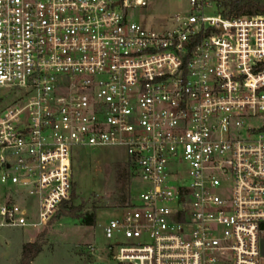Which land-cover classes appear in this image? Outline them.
Masks as SVG:
<instances>
[{
	"label": "built area",
	"instance_id": "built-area-1",
	"mask_svg": "<svg viewBox=\"0 0 264 264\" xmlns=\"http://www.w3.org/2000/svg\"><path fill=\"white\" fill-rule=\"evenodd\" d=\"M166 1L0 0V231L44 246L77 153L122 148L142 193L99 264H262L264 14Z\"/></svg>",
	"mask_w": 264,
	"mask_h": 264
},
{
	"label": "rangeland",
	"instance_id": "rangeland-1",
	"mask_svg": "<svg viewBox=\"0 0 264 264\" xmlns=\"http://www.w3.org/2000/svg\"><path fill=\"white\" fill-rule=\"evenodd\" d=\"M163 7L166 14L174 15L183 9V3L168 0ZM207 15L215 14L210 12ZM73 178L77 198L69 202L72 206H78L86 200L87 206L79 214L85 211L91 214L94 210L96 225L82 228L76 218L63 216L58 221L50 241L47 240L33 264H99L97 256L104 255L103 251L108 246L117 243L116 236L112 240L106 239L104 228L119 217L127 205L136 202V197L142 193L141 182L129 170L127 155L122 148L80 150L74 158ZM1 192L3 188L0 187ZM28 239L27 230L2 229L0 264H20L22 248ZM88 244L100 250L96 256L87 252ZM262 253L264 256V237Z\"/></svg>",
	"mask_w": 264,
	"mask_h": 264
},
{
	"label": "trees",
	"instance_id": "trees-1",
	"mask_svg": "<svg viewBox=\"0 0 264 264\" xmlns=\"http://www.w3.org/2000/svg\"><path fill=\"white\" fill-rule=\"evenodd\" d=\"M223 5L225 7L226 14L229 16L264 14V0H228L224 1ZM76 198V187L74 183L71 200L73 201ZM86 206V200H83L78 206H72L70 202H68L63 206L61 216L77 215L82 212ZM89 224L91 227L96 225V212L94 210H92L90 214ZM42 250L43 246L39 242L23 245L20 264H33Z\"/></svg>",
	"mask_w": 264,
	"mask_h": 264
}]
</instances>
